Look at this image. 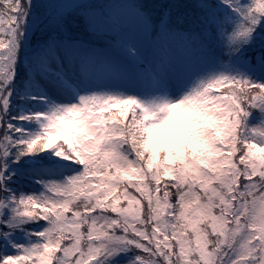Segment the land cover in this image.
<instances>
[{
  "label": "snow or ice",
  "instance_id": "1",
  "mask_svg": "<svg viewBox=\"0 0 264 264\" xmlns=\"http://www.w3.org/2000/svg\"><path fill=\"white\" fill-rule=\"evenodd\" d=\"M121 258L264 264V0H0V264Z\"/></svg>",
  "mask_w": 264,
  "mask_h": 264
},
{
  "label": "rangeland",
  "instance_id": "2",
  "mask_svg": "<svg viewBox=\"0 0 264 264\" xmlns=\"http://www.w3.org/2000/svg\"><path fill=\"white\" fill-rule=\"evenodd\" d=\"M163 135V134H162ZM25 190L26 191H31V190H33V187L31 186V185H29V186H27L26 188H25ZM122 259V264H123V258H121Z\"/></svg>",
  "mask_w": 264,
  "mask_h": 264
}]
</instances>
